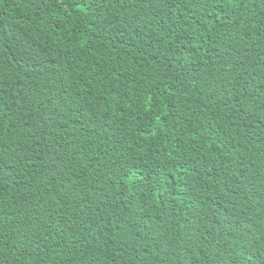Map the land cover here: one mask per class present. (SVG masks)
I'll return each mask as SVG.
<instances>
[{
  "label": "trees",
  "instance_id": "16d2710c",
  "mask_svg": "<svg viewBox=\"0 0 264 264\" xmlns=\"http://www.w3.org/2000/svg\"><path fill=\"white\" fill-rule=\"evenodd\" d=\"M0 264H264V0H0Z\"/></svg>",
  "mask_w": 264,
  "mask_h": 264
}]
</instances>
